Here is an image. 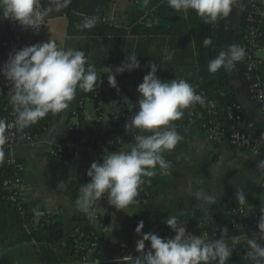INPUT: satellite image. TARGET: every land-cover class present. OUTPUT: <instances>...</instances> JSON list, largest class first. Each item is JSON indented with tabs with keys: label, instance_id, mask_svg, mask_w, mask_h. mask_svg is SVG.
I'll use <instances>...</instances> for the list:
<instances>
[{
	"label": "clouds",
	"instance_id": "clouds-1",
	"mask_svg": "<svg viewBox=\"0 0 264 264\" xmlns=\"http://www.w3.org/2000/svg\"><path fill=\"white\" fill-rule=\"evenodd\" d=\"M150 0H142L147 7ZM70 0H49L47 7H41L40 0H0V19L12 20L24 30L38 32L44 25L45 18L53 11H60ZM242 0H167L169 8L175 12L194 11L205 24H214L228 18ZM99 21L98 16H86L75 27L78 30L92 29ZM211 38L203 40L207 46ZM174 53L165 49L164 59L170 61ZM246 51L238 45H229L216 58L209 61L208 72L217 73L221 68L231 69L242 61ZM87 65V67H86ZM149 71L137 86L139 93L138 109L125 123L128 132H139L134 136V144L126 151L110 152L105 150L102 162L93 161L86 175L90 178L80 188L76 207L91 220L95 216L96 203L106 197L107 204L116 210L139 205V189L145 182L157 174H167L170 162L164 153L171 151L182 139L172 122L180 120L184 110L196 104H204L202 94L184 79L162 81L157 75L158 65L149 62ZM140 68L137 55L125 58L115 73L132 71ZM108 84L116 88V78L107 68ZM2 75L10 84V103L16 113L15 125L20 131L36 124L49 113H64L75 99L77 89L91 92L96 88L98 79L94 66L88 64L85 53L81 50L61 48L54 40L25 46L13 50L7 61L0 66ZM100 78V77H99ZM7 123L0 119V161L3 160V145ZM264 172V161L258 164ZM236 201L243 206L247 203L244 190L237 189ZM125 212V211H124ZM126 213V212H125ZM257 228L252 237L245 236L249 246V264H264V209H261ZM174 233L171 238H161L153 232L143 233V221H139L135 232L141 236L136 241L135 250L139 253L131 257L132 264H226L232 250L225 238L227 229L219 239L205 240L199 235L187 232L184 222L176 216L164 220ZM150 247L145 251V242Z\"/></svg>",
	"mask_w": 264,
	"mask_h": 264
},
{
	"label": "trees",
	"instance_id": "trees-1",
	"mask_svg": "<svg viewBox=\"0 0 264 264\" xmlns=\"http://www.w3.org/2000/svg\"><path fill=\"white\" fill-rule=\"evenodd\" d=\"M256 1H258L256 7H264L263 0ZM111 3L112 0H70L68 6L61 9V13L68 21L67 37L78 39L75 50L83 51L88 64L94 66L95 70L118 67L125 61L126 57L135 54L140 63V68L132 70V75H134V80L137 83H142L143 76L149 71L147 65L149 62H153L158 65L156 75L162 81L170 82L172 79H184L195 88L198 94H202L204 99L215 102V114H207L206 110H202L204 118L198 120L199 125L205 124L208 127L217 124L228 131L237 130L248 133L249 124H253L257 131L264 130V126L245 117L228 80L225 68H221L215 74L208 72L209 61L223 51V43L226 37V18L207 25L200 20L194 11L175 12L168 7L167 0H150L147 7L142 6V2L137 3L136 0H133L131 13L127 16L126 24L116 26L106 20V14ZM252 5V0H248L245 5L240 19V33L235 38L236 45L245 41L248 17L255 16L254 10L251 8ZM93 15L99 17L94 28L78 30L75 27L82 23L84 17ZM263 20L261 22V45H263L264 38ZM207 37L211 38V43L205 46L203 40ZM165 49L174 53L172 60L166 61L164 59ZM186 53L189 56V63L187 64L184 62ZM238 71L245 91L252 98L249 83L246 82L244 76L243 61L238 62ZM255 75L264 82V62L259 63ZM123 79V76H120L116 83H121ZM117 88L110 87L109 96L100 92V97L93 100L95 104L99 101L103 102L108 112L115 113L109 129L98 131L99 124L86 122L78 117V131L71 135L64 133L63 140L82 142L91 146L101 156V160L105 150L110 152H115L118 149L127 150L132 141L125 134V129L117 124V121L122 114L128 112L134 114L137 110L114 106L113 98ZM1 90H5V83L0 80ZM95 92L97 91L89 92L88 98H92ZM4 106L5 100L0 99V114H2ZM237 107H240L241 110L238 115L239 121L229 120L227 118L228 111L231 110L237 114ZM50 119L51 113L33 124L29 129L30 132L39 138L48 127ZM176 123L185 125L182 119L177 120ZM111 134H115L113 140L109 139ZM214 144L217 145L218 143ZM74 160V157L62 159L67 166L66 175L68 177L71 176V170H74ZM23 170L18 161L13 165H6L5 162L0 163V175L4 178L18 176L23 179ZM82 177L89 182L90 178L87 175ZM80 186L79 183L68 186L75 201L79 197ZM249 188L254 192L264 193V186L249 184ZM157 192L158 181L154 178H146L139 189L138 198L139 200L151 199L157 195ZM246 200L247 203L242 207L250 205L253 198H246ZM0 202L4 205L7 219L11 222L12 229L17 235L16 243H34L42 264H65L67 262L63 256L54 250L55 245H59L60 250L68 256L76 257L75 245L78 241L98 244L95 252L91 254L90 260H103L110 257V253L106 251L108 242L102 239L93 227L74 228L66 237H63V218L61 216L45 215L39 218L36 223L30 224L32 214L29 213L28 207L22 200L17 201L16 204H11L0 198ZM239 206L241 205L236 200L219 202L208 210L207 218L212 219L216 224H227L238 219V217L231 215L230 211ZM167 217L171 216L157 212H135L128 223L117 233L120 240L113 245L112 252H116L114 248L120 243L129 246L139 221L144 223L141 231L150 229L161 238H171L174 233L164 223ZM75 219L82 222L87 220L85 215H76ZM98 222L104 223L101 216ZM200 223L201 221L188 219L184 225L188 233L196 235L200 233ZM259 242L264 243V241ZM99 244H104V247L99 246ZM242 246L246 247L248 244L235 245L226 264H236L244 257Z\"/></svg>",
	"mask_w": 264,
	"mask_h": 264
},
{
	"label": "crops",
	"instance_id": "crops-1",
	"mask_svg": "<svg viewBox=\"0 0 264 264\" xmlns=\"http://www.w3.org/2000/svg\"><path fill=\"white\" fill-rule=\"evenodd\" d=\"M247 1L242 0V3L237 5L236 9L226 18L223 51L227 50L229 45H236L235 38L240 33V19ZM40 2L42 7L49 5V0H40ZM136 2L141 3L142 0H136ZM132 3L133 0H112L106 20L116 26L125 25L127 16L131 13ZM67 26L68 21L61 10L53 11L46 17L42 36L34 40L29 35H25L24 47L51 39L65 50H75L78 39L67 37ZM4 31L5 24L0 19V46ZM184 59L185 64L189 63L187 53ZM258 60L259 63L264 62V38ZM109 69L115 75L116 82L120 76L124 78L121 82L119 108L137 110L139 93L136 89L140 83L134 80L132 71L116 74V67ZM225 70L245 117L264 126V111L258 108L245 91L239 76L238 63L231 69L225 68ZM96 71L98 79L94 90L107 95L110 89L108 69L103 68ZM88 93L77 89L75 99L71 101L69 108L62 114H51L48 127L34 144L17 146L11 150L3 147L4 157L0 163L11 159L20 162L24 169L20 195L22 202L32 214L30 224L36 223L39 218L45 215L61 216L63 218V237H66L74 228L91 226L102 239L108 242V245H114L120 240L117 233L137 211L176 216L180 222L184 223L188 219L201 221L207 217L208 210L214 204L236 200L235 195L239 188L244 190L247 199L253 198L250 205L243 207L245 209L243 219L249 223V228L244 231L227 232L225 238L233 237L228 241L229 246L246 245L245 236L251 238L253 233L259 232L257 218L262 214L261 209H264V193L254 192L249 188V184L264 186V172L258 168L260 163L258 158L249 151L233 148L226 143L215 145L208 135L198 128L196 123L187 122L184 116L181 119L185 125H178L176 121L172 122L182 139L173 150L164 153L165 159L170 162L168 173L161 174L157 168V174L151 177L158 181L157 195L147 200H139L137 197L139 205L125 209L126 213L106 204L100 212L104 223L100 224L99 220L96 223H89L88 216L76 207V201L71 196L72 191L68 189V186L79 183L82 187L87 183L88 180H84L82 176L86 175L93 161L101 163V158L96 154L90 157L85 155L76 157L74 170H71V176L68 177L66 164L47 154L50 148L63 140L69 112L76 109L79 101L83 102L87 113L92 114L93 108ZM114 117V112L106 110L104 122L98 125V131L109 129ZM117 151L123 150L118 149ZM76 215H85L87 220L77 221ZM222 234L212 239H219ZM16 241L17 235L12 229L11 222L7 219L4 205L0 202V264H42L34 243L17 244ZM149 247L150 245L145 243V251ZM54 250L66 259L65 264L72 262L73 258L63 253L59 245H55ZM132 255L138 256L139 254ZM119 264H132V260ZM236 264H249V257H242Z\"/></svg>",
	"mask_w": 264,
	"mask_h": 264
},
{
	"label": "built area",
	"instance_id": "built-area-1",
	"mask_svg": "<svg viewBox=\"0 0 264 264\" xmlns=\"http://www.w3.org/2000/svg\"><path fill=\"white\" fill-rule=\"evenodd\" d=\"M264 1V0H263ZM258 1L252 0L251 8L254 10V15L248 17L247 26L245 30V41L238 46L243 47L246 51V56L242 60L244 64V76L246 82L249 83L250 91L252 93V99L257 104L261 111H264V82H262L256 75V69L259 65L258 54L261 51L260 37L261 32V22L264 19V7H256ZM42 7V5H41ZM5 24V31L3 41L0 46V66L7 61L9 54L13 50H19L24 47V37L29 35L32 39L37 40L42 36L43 30L46 25V18L44 25L40 26L38 32L32 30H24L19 24L12 20H3ZM0 80L5 83V90L0 91V99L5 100V106L2 109V114H0V119H4L7 123V129L5 135L7 136V142L3 145L4 148L11 150L17 146H26L34 144L38 136L30 132L31 126L20 131L15 125L16 113L14 106L10 103V84L8 81L0 75ZM116 95L114 96V106L119 107V100L121 94V83H117ZM100 92L97 91L93 93V97L89 98L92 104L93 112L92 114L87 113L85 110V105L83 102L79 101L75 110L69 112L68 120L65 125V133L75 134L79 129L78 117L86 122H93L96 124H102L104 122V117L106 114L105 104L101 101L95 102L94 99L100 97ZM107 96L109 94L107 93ZM204 104H196L184 110V117L187 122L196 123L198 128L205 132L209 139L213 143H226L233 148H238L251 152L256 158H260L259 162L264 161V130L257 131L253 124H249L248 133L240 132L237 130L228 131L225 128L217 124L212 126H206L205 124L199 125L198 120L203 117L202 110H206L207 114H215L216 104L212 100L204 99ZM237 114L229 110L227 113V118L231 121H239V114L241 113L240 107L236 108ZM133 114L131 112L124 113L121 115L117 124L124 128L125 123ZM126 134V133H125ZM140 134L139 132H128V135L134 144V136ZM115 134H111L109 139L113 140ZM131 144V145H132ZM128 150V149H127ZM126 151V150H125ZM48 156L62 160L65 157H78L85 155L87 157L94 156L95 154L101 158L99 154L93 150V148L82 142H75L72 140H62L59 144L50 148L48 151ZM15 161L7 159L5 161L6 165H13ZM146 180V178H144ZM22 179L18 176L11 178H4L0 175V198H3L11 204H16L17 201L21 200L20 188ZM107 204L106 197L102 198L100 202L98 201L95 205V216L93 219H89V223H96L100 218V212ZM231 215L238 217L237 220H232L231 222L220 225L214 223L212 219L204 218L199 224L200 233L196 234L204 238L206 241L211 240L223 233V229L226 228L227 232H238L244 231L249 228V223L243 219L245 214V209L239 206L230 211ZM23 216V213L21 214ZM24 218V217H23ZM259 218H257V221ZM150 229H146L143 232L148 233ZM150 245L149 242H145ZM104 244H99V246ZM235 245H230L231 250L234 249ZM98 244L91 242H81L75 245L76 257L73 258L71 263L68 264H119L126 261H131V257L136 256L130 255L128 252V246L125 243H120L116 246V252H112L113 245H108L106 248L107 253H110L109 258L103 260H90L91 254L95 252ZM248 246H242L243 256H248L249 252Z\"/></svg>",
	"mask_w": 264,
	"mask_h": 264
},
{
	"label": "rangeland",
	"instance_id": "rangeland-1",
	"mask_svg": "<svg viewBox=\"0 0 264 264\" xmlns=\"http://www.w3.org/2000/svg\"><path fill=\"white\" fill-rule=\"evenodd\" d=\"M141 232H142V234L144 233L143 231H141ZM150 232H152V230H151ZM140 238H141V236L138 235L136 232L133 233L132 240H131V243L129 244V248H128V252H129L131 255H132V254H139V253H137L136 250H135V245H136V241H137L138 239H140ZM145 249H146V248H145Z\"/></svg>",
	"mask_w": 264,
	"mask_h": 264
}]
</instances>
